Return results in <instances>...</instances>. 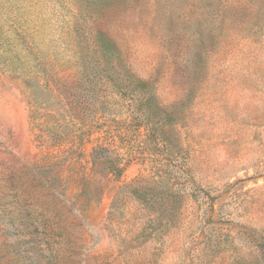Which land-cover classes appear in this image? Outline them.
<instances>
[{"label":"rangeland","instance_id":"rangeland-1","mask_svg":"<svg viewBox=\"0 0 264 264\" xmlns=\"http://www.w3.org/2000/svg\"><path fill=\"white\" fill-rule=\"evenodd\" d=\"M0 264H264V0H0Z\"/></svg>","mask_w":264,"mask_h":264},{"label":"trees","instance_id":"trees-1","mask_svg":"<svg viewBox=\"0 0 264 264\" xmlns=\"http://www.w3.org/2000/svg\"><path fill=\"white\" fill-rule=\"evenodd\" d=\"M95 39H96V42L98 43V46L100 48L105 49V50L107 49L108 44L104 40L100 39L99 35H95ZM109 49H110V47L108 48V50Z\"/></svg>","mask_w":264,"mask_h":264}]
</instances>
